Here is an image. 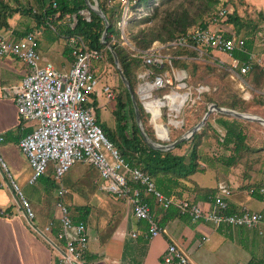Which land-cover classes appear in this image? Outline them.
Instances as JSON below:
<instances>
[{
  "label": "built area",
  "instance_id": "obj_1",
  "mask_svg": "<svg viewBox=\"0 0 264 264\" xmlns=\"http://www.w3.org/2000/svg\"><path fill=\"white\" fill-rule=\"evenodd\" d=\"M108 1L111 5L120 4L122 14L118 27L123 43L136 50L133 56L140 58L142 62L137 71L135 94L150 115V123L160 140L170 141L172 127L180 129L185 124V108L200 104L204 93L212 88L209 84L190 83L189 74L185 69L175 66V59H201L217 50L232 59L230 64L219 60L220 66L229 65L230 71L241 74L247 72L257 58L255 52L248 51L243 37L229 33L224 24L230 13L226 8L218 11L214 25L192 27L175 38L155 40L148 48L137 50L129 43L126 26L134 13L133 8L139 6L138 0ZM96 2L99 3V0ZM56 6L57 3L54 2L53 7ZM79 14L84 19L91 20L89 9H82ZM57 15L51 14L47 18L49 27L55 31ZM66 18L70 28L77 26L78 13H68ZM262 35L264 43V34ZM66 38L72 49L73 62L68 69H58L53 62L43 58L35 33L20 34L15 26L0 29V57L14 56L22 60L26 67L20 83L3 86L2 90L5 95L15 99L20 121L33 126L18 143L32 170L29 183H36L46 174L49 166H53V178L58 185L54 205L59 211L60 221L56 233L53 219L42 229L36 225L35 209L20 184L13 179L1 150L0 173L9 179L16 204L33 230L55 247L57 241L63 242L60 249L61 264H88L84 258L90 241L87 224L83 220H74L64 201L70 189L63 182V177L78 162L98 171L100 189L126 200L134 216L147 222L150 237H157L167 229L160 223L147 195H151L164 210L176 207L180 215H188L195 221L204 220L216 226H260L264 216L259 211L242 206L229 213L233 192L226 183L220 182L217 185L216 194L210 195L211 202L206 207L202 201L167 195L142 167L131 165L109 139L95 114L98 107L94 104L95 99L99 100L102 96L108 101L116 99L113 87L107 82L102 83L93 70V62L104 58L105 48L89 49L77 34L67 35ZM107 47L109 48L108 45ZM182 48L189 49L194 54H178L176 51ZM236 50L250 53L249 60L235 57L233 52ZM128 117L132 119L131 111ZM134 124L135 122L130 127L133 128ZM158 125H165L168 138L160 137ZM3 139L4 136L0 135V141ZM254 191V187L249 189L250 193ZM259 191L264 194V185ZM1 213H4L3 210ZM132 235L137 237V232L133 231ZM162 260L163 264H187L189 256L176 243H169Z\"/></svg>",
  "mask_w": 264,
  "mask_h": 264
},
{
  "label": "crops",
  "instance_id": "obj_2",
  "mask_svg": "<svg viewBox=\"0 0 264 264\" xmlns=\"http://www.w3.org/2000/svg\"><path fill=\"white\" fill-rule=\"evenodd\" d=\"M58 23L62 24V20ZM36 24L37 21L20 13L10 19V26L22 30L27 25L35 27ZM35 35L45 60L53 62L56 68V62L60 63L62 69L70 68L73 56L68 43L65 48L59 49L56 42L57 39L65 40L66 34H56L43 25L36 28ZM254 52L260 60L264 58V53L257 50ZM58 53H62L60 57H57ZM25 71V64L19 58L0 57V135L4 136L0 141V150L7 160L13 179L20 184L25 195L27 190L26 196L36 212V225L42 229L53 219L56 233L60 227L59 214L54 205L58 185H51L53 179L49 177L50 180H45L46 175L34 184L29 183L32 170L18 143L33 126L20 121L15 99L5 95L2 90L3 86L20 83ZM221 120L232 121L231 118L215 114L211 123L224 129V123L219 122ZM66 174L63 182L70 190L64 201L70 214L74 219L86 215L90 241L84 258L88 264H163L162 258L169 243H176L188 254L187 264H264V219L258 228L227 224L216 226L204 220L195 221L188 215H170L169 210L161 208L151 195H147L160 223L167 229L157 237H150L147 222L134 216L126 200L100 189L98 182L101 180L96 169L80 164L74 172L69 170ZM197 175H200L201 180L212 176L210 171L198 172ZM196 176L192 179L201 187H214L196 180ZM232 189L230 204L233 208L247 205L264 216V197L250 194L243 184L238 187L232 184ZM184 193L185 197L197 196L194 191ZM246 197L253 200L248 201ZM196 201L206 202V207L210 205L202 198ZM100 205L104 207L101 210V207H97ZM78 207L81 209H76ZM2 210L4 213H1ZM133 231L137 232V237H133ZM249 242L253 244L251 247L246 245ZM62 245L63 242L57 241V247L53 246L33 230L16 204L9 179L0 173V264H61ZM241 252L245 254L238 255Z\"/></svg>",
  "mask_w": 264,
  "mask_h": 264
},
{
  "label": "trees",
  "instance_id": "obj_3",
  "mask_svg": "<svg viewBox=\"0 0 264 264\" xmlns=\"http://www.w3.org/2000/svg\"><path fill=\"white\" fill-rule=\"evenodd\" d=\"M91 1L94 2V0ZM144 1L145 0H138L139 5ZM54 2L57 3L56 7H53ZM218 3H220V0H191L188 6H182L175 10H168L157 24L148 29H141L138 34L132 37L135 48L137 50L146 49L151 46L155 40L166 41L175 38L194 26L207 27L210 21H208L207 17H211L212 21H214L215 17L218 16V13L214 10ZM99 5L109 21L105 40L114 48L119 57L121 68L125 76L130 81L133 90L136 91L137 71L141 68L142 62L140 58L133 56V53H135L136 50L132 49L129 45L122 44L123 39L121 37V30L118 27V21L121 19L122 14L120 4L116 3L111 5L108 0H99ZM82 9H89L91 11V20H86L79 14V11ZM16 13H21L22 16L30 17L31 20L37 21L35 27L27 25L25 30L16 28L20 34H25L27 32L35 33L36 28L43 25L49 31L56 34H66L71 36L77 34L82 38L89 49L97 48L101 50L105 48V52L108 53V58L114 63L112 51L102 40L106 28L105 20L90 9L86 0H0V29L9 27L10 19ZM68 13H78V23L75 28H70L68 25V20L66 18V14ZM51 14H58L55 20L57 31L52 30L47 23V18ZM159 14V10L157 9L152 15L153 20L158 18ZM60 20H62V24L64 25L58 23ZM225 22L233 26L235 34L245 39V45L248 51L254 52L255 36L258 31H262L264 13L260 12L258 20L251 18L246 21L245 18L239 14L238 10L235 9L233 12L228 13ZM70 52H72L71 48ZM176 52L178 54H194L191 50H185L183 48ZM233 55L244 61L249 60L250 57V53L240 50L233 52ZM174 64L178 68L187 70V72L193 77L192 81L196 84H204L207 81H214L211 90L204 93V102L202 104L186 108L188 116L186 117L185 114L186 118L184 126H186L188 130L191 128L189 127V124L193 127L202 120V117L208 111L210 103H216L218 106H225L239 112L256 114L264 117V66L262 64L253 61L249 70L241 73L244 80L256 93L251 100H246L236 89L231 88L225 81V78L227 77L226 71L224 72L223 69L221 70V68L214 65V63L212 64L207 61L196 59H175ZM95 69L96 66L93 70L95 71ZM209 75L211 78L208 79ZM120 81L128 93V100H124L121 94L117 97V106L114 109L116 127L113 129L108 124L101 122L98 107L96 109L97 122L101 125L109 139L118 147L123 157H125L131 165L140 166L143 170L149 173L154 178L157 187L167 195L185 197V191H194L197 194L196 198H186L193 201L202 198L207 200V203L209 201L211 202L210 195L216 194L217 186L215 188L201 187L192 179L191 175L197 172L204 173L208 167L217 168L218 163H222L227 167L236 166L242 161L247 153L264 150V146L255 148L248 141L254 130H244V128H242L243 125L247 127L256 125L264 130V125L262 123L238 118L231 114L219 111H217L216 114H221L232 119L230 122L219 121L224 123L223 127L226 131L224 139H220L221 135L219 131L211 123L213 115H215V113L212 112L205 125L200 130L189 139L179 143L172 150L152 148L145 142L140 133L139 127L136 123L135 110L130 94L124 82L122 80ZM137 102L141 119L147 133L155 141H159L152 125L149 124L150 117L149 120L146 119L147 113L138 98ZM94 104L98 105L97 99H95ZM126 107L132 112L135 122L132 129V135L128 131V115L124 112ZM165 129V125H158V132L162 138L169 137V134ZM187 129L182 130L177 138H179ZM211 134L217 140L218 144H220L226 152L229 151L230 153L213 157L205 152L202 148L203 138L206 136L211 137ZM185 145L187 146L185 147L184 152L176 153L173 151L177 148L181 149ZM253 161L254 159H252V162ZM202 164H206V168L202 167ZM47 172L50 176L48 175L45 177V180H50L49 177H52L53 180H51V185H55L56 182H54L53 178L52 165L49 166ZM223 173L225 174V171H223ZM42 177H44V175ZM182 179L186 182H183ZM187 181L195 186L191 188ZM227 183L232 189V185H230L232 183L229 181ZM243 185L248 188V191L251 187L255 188L253 193L249 192L250 194L264 197V194L259 191V188L264 185V182L259 184L256 182V184H254L253 181H250L243 183ZM76 209L81 208L78 207ZM168 210L171 212L170 215L179 214L176 207H171ZM235 210H237V208L231 206L229 213ZM85 218L86 215H83L74 220L85 221Z\"/></svg>",
  "mask_w": 264,
  "mask_h": 264
},
{
  "label": "rangeland",
  "instance_id": "obj_4",
  "mask_svg": "<svg viewBox=\"0 0 264 264\" xmlns=\"http://www.w3.org/2000/svg\"><path fill=\"white\" fill-rule=\"evenodd\" d=\"M190 2H191V0H145L144 2H141L138 7L135 6L133 8L134 13H133L131 19L128 21V24L126 26V33H127L126 35H127L128 40H129V43H131L134 46L132 37L134 35L138 34V32L141 29H145V28L148 29L149 27L157 24L168 10H175V9L181 8L182 6H188L190 4ZM221 8H226V9L230 10V12H233L235 9L238 10L239 14L241 16H243L246 21L251 19V18L258 20V18L260 16V12L264 13V0H220V3H218L215 6L214 10L218 13V11ZM157 9L159 10V13H160L159 17L153 20L152 15L157 11ZM207 18H208V21L210 20L209 25H214L212 18L211 17H207ZM142 19H145L146 21L142 20ZM224 24L229 29V32L235 33V30H234L232 25L227 24L226 22ZM194 27H197V26H194ZM262 34H264V23H262V31L261 30L258 31V33L255 36V44H254V50H257L258 52L264 53V43L262 41V37H263ZM65 40H66V38H65ZM65 40H63V41H61L60 39L56 40L59 49H61L63 47L65 48V46H67V41H65ZM124 41H126V40H124ZM122 44L127 45V43H123V41H122ZM61 54L62 53H58L57 57H60ZM256 57L257 58H255L256 59L255 62H258L264 66V58L260 60V57H258V56H256ZM188 60H191V59H188ZM196 60L207 61V62H210L212 64L214 63V65H217V67L221 68V70L223 69L224 72L226 71V73H227V77L225 78L226 83L231 88L236 89L240 93V95L243 98H245L246 100H251L255 96L256 93L252 90V87L244 80L242 74L233 73L232 71H230L228 69L229 65H227L226 67L220 66L219 60L224 61L226 64H230L232 59L230 57H228L226 54H224L220 51H217V50H213L210 53V56H206L205 58L196 59ZM56 65L59 69H62L59 62H56ZM93 66L94 67L96 66L95 71L98 74L101 82L102 83L107 82L108 84H110L116 93V99H114L113 101H108L105 96L100 97L98 100V113H99L101 122L108 124L110 127H112L114 129L116 127V118H115V114H114V109L117 106V97H118V95L121 94L124 100H128V93L120 81L122 79H121L119 71L116 67L115 61L113 63L108 58L107 52H105L104 58L102 60L94 61ZM178 69H183V68H178ZM192 78H193L192 75L189 74L190 83H193L196 85V83H194L192 81ZM209 78H211L210 75H209L208 79ZM213 82L214 81H207L204 84H209L212 87ZM203 102H204V96H203V100L200 104H202ZM186 108H185L184 112H185L186 117H187L188 114H187ZM124 112H126V114L129 116L130 111H128V107H126ZM213 112L216 114L217 111L215 110ZM95 114L97 116V112ZM185 114H184V117H185ZM131 117H132V119H130L128 117V123H129V130L128 131L132 135V131H133L132 129L133 128L130 127L132 125V123H134V118L132 116V112H131ZM149 117H150V115L147 113L146 119L149 120ZM149 124H151L150 121H149ZM152 127H153V125H152ZM189 127L192 128V126L190 124H189ZM242 128H244V130H251V129L254 130V132L251 133V138H249V140H248L250 142V144L253 145V147L259 148V147L264 146L263 145V143H264V130L263 129H260L256 125H251L250 127L243 125ZM185 129H187L186 126H183V128H180V129H176V128L172 127L170 141L160 140L157 136L156 137L159 139L158 142H160V143L172 142V141L176 140L178 135L180 134V132L182 130H185ZM216 129L219 131V133L221 135L220 139L221 140L224 139L226 131L224 129H220L219 127H216ZM184 133H182V134H184ZM186 146L187 145H185L181 149H178V148L174 149L173 151L176 153H182V152H184ZM202 148L204 149L205 152H207L210 156H213V157H217V156L223 155L225 153H227V154L230 153L229 151L226 152L225 149L220 144H218L217 140L214 138V136H212V134H211V137L206 136L203 138ZM252 159H254L253 162H252ZM4 160L7 163V160L6 159H4ZM80 164H83V163L78 162V163L74 164L70 169L71 172L72 171L74 172V170H76ZM7 165H8V163H7ZM202 167L206 168V164L205 165L202 164ZM8 168H9V166H8ZM206 171H210L212 176H210L209 178H205V179L201 180L200 175H197L198 174V172H197V173L191 175V177L193 178L194 176L197 175L196 180H198V181L201 180V183H203V184L208 183L209 185H213L214 187H216L220 182L228 184L227 183L228 181L229 182L231 181V183L235 187H238L239 184L247 183L250 181H253L254 184H256V182H258V184L262 183V182H264V150L256 151V152H252V153H247V155L242 159V161L240 163H238V165H236V166L227 167L222 163L221 164L218 163L217 168L208 167V168H206ZM223 171H225V174L223 173ZM48 174L49 173L46 172L45 175L48 176ZM66 176H67V174H65V177ZM209 180H211V181L208 182ZM182 181L186 182L184 179H182ZM187 183H188V185L191 186V188H193L195 186L188 181H187ZM38 184L39 183H37L35 185V187L38 186ZM232 184H230V185H232ZM211 188H213V187H211ZM25 193H26V195H28L27 190L25 191ZM246 198L248 199V201L253 200L250 197L249 198L246 197ZM94 204H96V203H94ZM97 207L99 209L101 207V205L97 206ZM103 208L104 207H101L100 210ZM57 214H59V211L57 212ZM254 238L256 239V236H254ZM246 245L248 247H251L253 244L249 242V243H246ZM245 252H241L238 255H243V254H245ZM246 255H247V252H246Z\"/></svg>",
  "mask_w": 264,
  "mask_h": 264
},
{
  "label": "water",
  "instance_id": "obj_5",
  "mask_svg": "<svg viewBox=\"0 0 264 264\" xmlns=\"http://www.w3.org/2000/svg\"><path fill=\"white\" fill-rule=\"evenodd\" d=\"M88 6L90 7V9L94 12H96L98 15H100L106 23V28L103 34V42L106 43V45L109 46L110 50L113 53L114 56V61L116 64V67L119 71L120 77L122 79V81L124 82L125 86L128 89V92L130 94L133 106H134V110H135V116H136V121L137 124L139 126V130L141 135L143 136V139L145 140V142L152 148H156V149H161V150H172L173 148H175L179 143L183 142L184 140L189 139L190 137H192L198 130H200L206 123L209 115L213 112V111H219V112H223V113H227V114H231L235 117L238 118H242V119H246V120H250V121H258L260 123H262L264 125V117H261L259 115L256 114H250V113H245V112H239L236 111L234 109L228 108V107H224V106H218L216 103H213L209 108L208 111L205 113V115L203 116L202 120L197 123L195 126H193L192 128H190L189 130H187L184 134H182L179 138H177L176 140L172 141V142H167V143H160L158 141H155L153 138H151V136L147 133L142 119H141V114L139 111V107H138V102H137V98H136V94L135 91L133 90V88L131 87L130 81L128 80V78L125 76L122 68H121V64H120V60L119 57L117 55V53L115 52L114 48L110 45L109 42H106L105 38H106V34H107V30L109 27V21L107 19L106 14L104 13V11L101 9L100 5L98 2H96V0H94V2H92L91 0H86Z\"/></svg>",
  "mask_w": 264,
  "mask_h": 264
}]
</instances>
